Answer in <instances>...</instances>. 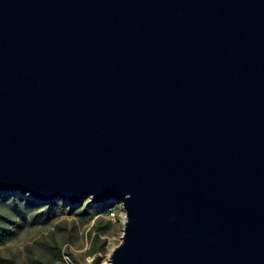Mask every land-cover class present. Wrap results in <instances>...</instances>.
I'll use <instances>...</instances> for the list:
<instances>
[{
    "label": "water",
    "instance_id": "1",
    "mask_svg": "<svg viewBox=\"0 0 264 264\" xmlns=\"http://www.w3.org/2000/svg\"><path fill=\"white\" fill-rule=\"evenodd\" d=\"M0 192L121 204L104 264H264V0H0Z\"/></svg>",
    "mask_w": 264,
    "mask_h": 264
},
{
    "label": "trees",
    "instance_id": "2",
    "mask_svg": "<svg viewBox=\"0 0 264 264\" xmlns=\"http://www.w3.org/2000/svg\"><path fill=\"white\" fill-rule=\"evenodd\" d=\"M108 206L92 204L88 200L76 206L61 200L37 202L27 196L0 192V247L17 239L27 226L54 223L52 228L24 245V256L0 254V264H58L62 246L71 241L78 224H90L88 254L93 256L91 264H100V255L107 249V234L112 225ZM63 213L72 216L68 227L66 219H58Z\"/></svg>",
    "mask_w": 264,
    "mask_h": 264
},
{
    "label": "rangeland",
    "instance_id": "3",
    "mask_svg": "<svg viewBox=\"0 0 264 264\" xmlns=\"http://www.w3.org/2000/svg\"><path fill=\"white\" fill-rule=\"evenodd\" d=\"M89 199H84L81 204ZM70 206H76L71 205L69 203H66ZM80 204V205H81ZM104 205H109L108 208L111 209V212H113V216H109L112 222L111 228L109 230V233L107 234V237L110 240V245L107 247L106 251L100 255V264H104L107 262L108 254L112 247L118 244L120 241V235L122 232V223H123V216L124 212L122 210L121 204L119 203H105ZM59 220L66 219L65 225L68 227L70 226V221L72 219V216H70L67 213H63L59 216ZM54 223H49L46 226H27L25 227L17 239L9 242L5 246L0 247V254L8 256L11 253H16L21 256H24V245L26 243H30L32 239L37 238L40 236V234L44 233L48 228H52ZM90 224H78L76 227V232L73 234L71 241L67 242L68 245H70L71 249V257L73 261L76 264H81L84 262L85 258L87 256H92L88 254V250L90 247L89 243V237H88V230H89Z\"/></svg>",
    "mask_w": 264,
    "mask_h": 264
},
{
    "label": "built area",
    "instance_id": "4",
    "mask_svg": "<svg viewBox=\"0 0 264 264\" xmlns=\"http://www.w3.org/2000/svg\"><path fill=\"white\" fill-rule=\"evenodd\" d=\"M110 216H113V212H110ZM110 245V240L109 238L107 237L106 239V247H108ZM70 245L68 244H64L62 246V249H61V260L58 264H76L72 257H71V252H70ZM92 259H93V256H87L84 260L83 263L81 264H91L92 262Z\"/></svg>",
    "mask_w": 264,
    "mask_h": 264
}]
</instances>
